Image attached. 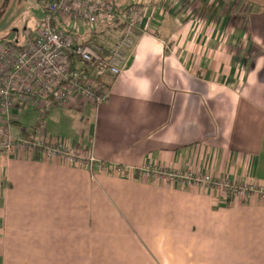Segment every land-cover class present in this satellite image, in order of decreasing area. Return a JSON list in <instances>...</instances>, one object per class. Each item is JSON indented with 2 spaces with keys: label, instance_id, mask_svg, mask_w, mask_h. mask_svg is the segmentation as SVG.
Instances as JSON below:
<instances>
[{
  "label": "crops",
  "instance_id": "crops-1",
  "mask_svg": "<svg viewBox=\"0 0 264 264\" xmlns=\"http://www.w3.org/2000/svg\"><path fill=\"white\" fill-rule=\"evenodd\" d=\"M247 3L130 2L150 34L109 101L77 110L82 145L101 163L264 184V16ZM132 175L0 152V264H264V202Z\"/></svg>",
  "mask_w": 264,
  "mask_h": 264
},
{
  "label": "built area",
  "instance_id": "built-area-1",
  "mask_svg": "<svg viewBox=\"0 0 264 264\" xmlns=\"http://www.w3.org/2000/svg\"><path fill=\"white\" fill-rule=\"evenodd\" d=\"M43 27L28 34L23 45L8 43L0 47V152L25 150L39 159H61L67 165L90 172L158 180L166 185L207 187L224 200H248L252 193L264 201L263 183H235L209 174L168 171L157 167L132 169L101 163L93 146L71 144L65 138L48 140L46 120L53 109L97 110L106 104L111 89L125 70L142 34H150L139 5L118 10L109 0H42ZM120 19L121 33L107 49L80 39L102 24ZM70 26L64 32L63 26ZM30 108L38 115L31 138L19 136L12 127L13 112ZM226 196H224V195Z\"/></svg>",
  "mask_w": 264,
  "mask_h": 264
},
{
  "label": "rangeland",
  "instance_id": "rangeland-1",
  "mask_svg": "<svg viewBox=\"0 0 264 264\" xmlns=\"http://www.w3.org/2000/svg\"><path fill=\"white\" fill-rule=\"evenodd\" d=\"M109 1L114 4L118 10H120L128 7L129 3L133 0ZM216 2L210 4L212 11L215 9L214 7ZM247 2L248 3L245 4L244 10H253V12L250 13L253 14L251 16L252 19L259 16H264V0H247ZM205 10L206 7L203 8L204 13ZM45 15L46 13L45 8L42 5V0H0V47L8 43H18L19 45H23L29 33L37 34L38 31L41 30L44 24ZM107 27L111 28L109 32L112 33L114 31V25L112 23L102 24L96 28V31L101 32ZM63 28L64 32H68L71 29V27L67 25H64ZM70 111L71 114L74 115V120L71 119L70 116H65L66 114H63L64 111L62 109H57L54 112L57 120L51 119V122H57L55 127L52 126L53 124L51 122L49 124V118H47L45 123L46 131L49 130V134L47 136L51 137V139H57L59 137L68 139L70 134L72 136L71 131H78L76 136L72 139V143L75 141V143L82 144V138L79 137L81 135V133H79L80 130H71V126L74 125V123L79 125V119L84 114H80V112L76 110ZM34 113L35 112L33 109L22 108L20 111V118L18 119L20 123L12 125L14 133L16 132L15 127H17L28 132L29 135L27 138H29V136L32 137V132L35 128V122L39 119L38 115ZM247 197L248 200H245L246 202H249L251 199H258L259 201L264 202L259 196L254 195V193H252L251 196L249 194Z\"/></svg>",
  "mask_w": 264,
  "mask_h": 264
},
{
  "label": "trees",
  "instance_id": "trees-1",
  "mask_svg": "<svg viewBox=\"0 0 264 264\" xmlns=\"http://www.w3.org/2000/svg\"><path fill=\"white\" fill-rule=\"evenodd\" d=\"M114 25V31L111 33L109 30H111L110 27L105 28V30L98 32L96 31L97 29L92 30L91 32H88L84 37L80 39L81 43L85 42H94L98 44L101 48L107 49L111 47V45L115 42L116 40V35H119L121 33L123 24L121 23L120 19L115 20L112 22ZM118 30V31H116ZM20 122L14 121L12 124H18ZM28 132L24 131L22 132L21 136L26 137L28 136ZM29 138H31L29 136Z\"/></svg>",
  "mask_w": 264,
  "mask_h": 264
}]
</instances>
